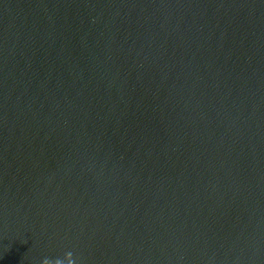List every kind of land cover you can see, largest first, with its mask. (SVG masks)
<instances>
[{
    "label": "water",
    "instance_id": "95a60500",
    "mask_svg": "<svg viewBox=\"0 0 264 264\" xmlns=\"http://www.w3.org/2000/svg\"><path fill=\"white\" fill-rule=\"evenodd\" d=\"M264 264V0H0V264Z\"/></svg>",
    "mask_w": 264,
    "mask_h": 264
},
{
    "label": "clouds",
    "instance_id": "9594fccd",
    "mask_svg": "<svg viewBox=\"0 0 264 264\" xmlns=\"http://www.w3.org/2000/svg\"><path fill=\"white\" fill-rule=\"evenodd\" d=\"M41 264H75L72 252L66 253L63 258H56L54 260L45 258Z\"/></svg>",
    "mask_w": 264,
    "mask_h": 264
}]
</instances>
